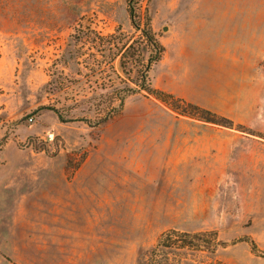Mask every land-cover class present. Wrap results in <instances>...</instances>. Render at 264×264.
<instances>
[{"label": "rangeland", "instance_id": "rangeland-1", "mask_svg": "<svg viewBox=\"0 0 264 264\" xmlns=\"http://www.w3.org/2000/svg\"><path fill=\"white\" fill-rule=\"evenodd\" d=\"M128 7L0 0V264H149L170 230L218 241L172 264H264V0L136 4L153 87L224 124L144 91L89 121L154 54Z\"/></svg>", "mask_w": 264, "mask_h": 264}, {"label": "trees", "instance_id": "trees-1", "mask_svg": "<svg viewBox=\"0 0 264 264\" xmlns=\"http://www.w3.org/2000/svg\"><path fill=\"white\" fill-rule=\"evenodd\" d=\"M140 0H127L128 3V11L133 19L135 27L141 31V38H143L148 45L151 47V50L154 51V54L149 57V63L143 66V69L137 75H127L125 78H121L120 83H124V85L114 87L111 91H109L106 95V101L100 103V100H97V104L100 106L106 104L105 114L94 120H89L90 122L98 123V121H107L120 112L125 105L126 99L134 94L146 92L150 95H155L157 98L161 99L165 103H168L172 109L177 110L180 114L190 115V116H198L199 118L207 121L213 122L217 124H224L227 122V119L220 118L215 113L211 112L208 109L200 108L196 105L187 103L186 105H179L178 101H169V97L171 95L157 90L152 85L150 68L151 65L159 59V56L164 50L162 43L156 37V34L149 26V23L146 27H142L141 21H134L136 18V4ZM117 35H111L113 37ZM130 45L126 48L125 51L121 53L120 66L123 69L128 68V53L130 51ZM117 53L122 51V47L117 48ZM62 81H60L61 83ZM134 85H131V84ZM50 84V83H49ZM58 88V85L57 87ZM54 110L61 121H70L66 115L64 114V107H48ZM98 110H101L99 107ZM197 111L200 114H196ZM84 120V119H83ZM87 120V119H86ZM229 122V121H228ZM216 233L213 231H200V232H188V231H178V230H170L161 234L158 238L156 245L153 247L151 251V258L149 264H172L171 257L169 256L170 251H175L179 249H190V250H199V251H214L216 246L218 245V241L216 240ZM255 245V243L252 241Z\"/></svg>", "mask_w": 264, "mask_h": 264}, {"label": "built area", "instance_id": "built-area-1", "mask_svg": "<svg viewBox=\"0 0 264 264\" xmlns=\"http://www.w3.org/2000/svg\"><path fill=\"white\" fill-rule=\"evenodd\" d=\"M32 120V118H30Z\"/></svg>", "mask_w": 264, "mask_h": 264}]
</instances>
